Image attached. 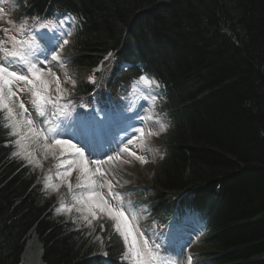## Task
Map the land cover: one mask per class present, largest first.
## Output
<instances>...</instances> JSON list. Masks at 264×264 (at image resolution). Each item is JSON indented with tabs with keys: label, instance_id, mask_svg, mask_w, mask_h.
I'll use <instances>...</instances> for the list:
<instances>
[{
	"label": "trees",
	"instance_id": "trees-1",
	"mask_svg": "<svg viewBox=\"0 0 264 264\" xmlns=\"http://www.w3.org/2000/svg\"><path fill=\"white\" fill-rule=\"evenodd\" d=\"M14 1L15 19L75 17L63 54L80 72L111 58L129 63L103 78L111 96L141 74L158 81L169 128L147 197L154 218L195 210L207 225L200 258L264 264V0ZM93 87L80 79L77 92ZM4 124L0 111V264H22L32 236L29 252L43 264H125L112 221L90 233L54 215L56 199L12 158Z\"/></svg>",
	"mask_w": 264,
	"mask_h": 264
},
{
	"label": "snow or ice",
	"instance_id": "snow-or-ice-1",
	"mask_svg": "<svg viewBox=\"0 0 264 264\" xmlns=\"http://www.w3.org/2000/svg\"><path fill=\"white\" fill-rule=\"evenodd\" d=\"M2 11L3 9H0V12ZM40 27L48 28L49 24L43 23L40 24ZM20 28L23 32L24 25H21ZM4 31L7 35L8 30L5 29ZM66 35L70 36L71 33ZM40 40L43 41L42 45L36 42L35 37L18 40L15 35H8L7 41H0V52L3 53V57L0 58V109L4 110L5 119L8 121L3 127L8 130L9 146L14 144L19 149L12 151V158L21 159L29 167L34 164L36 167H41L33 152L28 150L29 145L25 143L26 140L30 141L33 147L42 143L46 155L56 148H59L61 155L70 151L74 157H79V159L62 160L61 167L66 170L60 174V178L64 180L71 177L74 171L77 172L75 187L81 191L79 195L75 196V205L66 207L62 204L56 208V212H71L72 208L75 207L76 211L81 213L84 223L91 232L97 231L93 221L100 223L99 231L103 233L104 222L111 220L115 232L123 238L124 258L132 261V264H152L153 260H156L157 264H176L173 260H159L153 249L149 247L147 240L138 241L137 237L133 236L132 230L128 228V215L123 201L121 199L116 200L115 203L112 201V197L118 194L112 191L113 180L109 177L115 176L116 173L114 169L105 167V165L119 159V154L116 156L106 154L110 149L105 148V138L110 128L121 122L119 115L110 116L108 122L102 127L94 121L86 119V113L78 112L71 124H54L52 120H41V123L46 122L50 126L46 132L37 128V121L32 118V114L26 106L28 101L21 99L20 95L30 94L32 108L38 117L44 118L48 115V106L57 109L59 115L64 116L68 105H61L60 100L66 94H70L61 86V80L46 63L48 59L46 49L50 45L49 38L41 35ZM8 42L11 43V48L6 47ZM68 43L69 40L64 39L60 47L63 48ZM41 56L44 57L43 61L40 60ZM51 59L52 61H61V56L55 52ZM15 60L22 61L23 64L27 65L26 71L29 75L23 74L24 69L17 70L12 63ZM68 80L75 86V81L71 80L70 77ZM138 82L146 87L158 86V82L154 78L150 79L148 74H141ZM52 83L55 84L54 92L50 88ZM166 127L165 124H160L159 132L149 134L159 135L166 131ZM136 131L144 135L143 128H138ZM64 134H70L74 138L88 143L90 146L89 155L102 158L87 160L84 150L77 147L71 140L55 138ZM15 137L19 138L12 139ZM50 139L51 143L48 142ZM128 143L131 144L132 141L129 140ZM121 151L128 152L132 156L136 155L130 152L128 147H124ZM105 156L106 158H103ZM136 158L145 162L142 156H136ZM43 187L45 189L51 188L54 191L59 189V185L52 184L50 179L45 181ZM68 190L69 192L73 191L71 182H68ZM136 218V214L133 213L132 219ZM138 235L139 233H137ZM95 240L100 241L101 236L96 235ZM104 255L107 253L105 252ZM191 260L192 257H188L189 264H191Z\"/></svg>",
	"mask_w": 264,
	"mask_h": 264
},
{
	"label": "rangeland",
	"instance_id": "rangeland-1",
	"mask_svg": "<svg viewBox=\"0 0 264 264\" xmlns=\"http://www.w3.org/2000/svg\"><path fill=\"white\" fill-rule=\"evenodd\" d=\"M12 5L8 2V0H0V9H3L2 12H0V41H7V36L8 35H15L17 37L18 40L20 39H29L31 37H34L30 31H29V26L31 24H34L37 29L39 30V35L36 37L37 43L41 44V40H40V36L44 35L47 36L50 40V42H55L56 39V43H54L53 45H49L48 48L46 49V55L48 57L46 63L48 64L49 67H51L52 71L54 73H56L57 77L61 80L62 84L61 86L63 88H65L66 90H68V93L71 94L70 92V87H73V84L69 82L68 78L70 77L71 80L75 81V84L78 82L75 72H79L80 70L77 68H74L72 66H70V68L75 71H71L69 69V67L67 66H61L63 60L61 59V61H52L51 56L53 53L58 52L59 50V42H61V37L59 39L58 36H56L55 39H53L52 36V32L53 30H55V26L54 25H49L48 28H41L40 24L37 23H33V22H22L20 24H15V22L9 20V15L12 14ZM24 25L23 28V32H21V28L20 26ZM71 25V20L68 19L67 22H65L64 27L66 28V32L63 34L66 38V34L69 31V26ZM5 29L8 30L7 35L5 33ZM58 39V41H57ZM63 39V36H62ZM42 45V44H41ZM6 47L11 48V43L8 42L6 44ZM2 53V52H0ZM3 54V53H2ZM40 60H44V57L41 56ZM14 65H19L18 63H21L22 65V69H24V73L26 75H29V73L26 71L27 69V65L25 66V64H23L22 61L19 60H15L12 62ZM114 65L113 60H110L106 63L105 66V71L109 72L111 67ZM80 77L83 79L85 78L84 75L80 74ZM50 88L53 90L55 89V84L52 83L50 84ZM149 90H147L146 88H144L143 86H141V84L136 85L134 87V91L130 94V96L128 97V99L126 100V103H131V102H136V99L141 97V100L145 99L146 96H148L150 94V92H148ZM70 94H66L64 97H70ZM140 100V101H141ZM60 104L64 105L66 104L65 102H63V100H60ZM3 110V109H2ZM97 110H102L99 112V114L104 115L106 113V109H102L99 106H97ZM4 111V110H3ZM78 113V111L76 112ZM81 113H86V110L81 111ZM76 115V114H75ZM6 116V113H5ZM68 117H70V111L67 108V112L64 116H60L59 115V111L57 109H52L51 106H48V115L46 117L43 118L44 121L47 120H52L54 124H60V123H64L66 124ZM160 118V117H159ZM75 119V116L70 120L69 124H71L72 120ZM86 119L90 120L89 115L86 113ZM156 122L158 123V119L155 118ZM6 122H8L6 120ZM50 125L47 124L46 122L42 124V128L43 130H47V128ZM156 131L150 126L149 127V131L147 132L144 131V135H141V137L139 138V142H137L134 138V133L132 134H125V133H121L120 135V140H123V145L122 148L117 149L116 151H110L112 152L113 156H116L117 154H119V159L114 160L112 162H110L108 165H105V167H111V165L114 163L117 168L122 171V176L119 177L117 176V174L115 176H110L109 178L113 180V189L112 191L116 194H118L117 196L112 197V201L113 203H115L116 200L121 199L124 203L125 209L127 210V215H128V228L132 230L133 236L137 237V240H147L148 241V245L150 246V240L154 241V240H158L157 237H155V239H149V234L145 232V228L143 226V222L145 220V218L143 219V215L145 214V209L141 206H138L137 208L133 209L131 207H129V204L127 202V198L124 199L123 198V193L125 192H129V191H133L136 188H143V189H147L148 191L151 190V186H152V177H153V168L155 167V165L157 163H155L158 159L156 156V153L153 150V139L154 136L157 135H151L149 133H155ZM158 132V130H157ZM58 139H63V140H71V135L70 134H64L61 135L59 137H55ZM51 140V139H50ZM131 140L132 143L129 144L128 141ZM73 143V142H72ZM79 145V143H78ZM15 150H19L16 148V146L13 144ZM114 148V146H112ZM124 147H128L130 152L135 153V156L129 155L128 152H123L121 151V149H123ZM118 148V147H117ZM56 154V158L59 160V163L61 164L62 160H67V159H78V157H74L70 151H66L63 155H61L59 148L54 149ZM136 156H142L144 158L145 162H141L140 160H138L136 158ZM96 158V157H95ZM91 160V159H90ZM32 168V167H31ZM112 168V167H111ZM33 169V168H32ZM130 169H134L136 170V174L133 173ZM36 170V169H35ZM64 170H66L64 168ZM37 171V170H36ZM78 175L77 172H73L72 176L68 178V180L73 184V191L72 194L74 195V199L75 196L79 195L81 189H78L75 187L76 185V176ZM138 175V176H137ZM38 178L40 179L39 175ZM45 181H47L46 179H40V182L42 183V185H44ZM44 191L48 194V195H54L52 194L49 189H45L43 187ZM107 191V190H105ZM57 205L54 209V214L55 215H60V216H64L65 218H71L72 221L75 223L76 226L78 227H86L88 228V226L84 223L82 217H81V213H78L76 211V208L74 207V212L72 215L70 216H65L62 214H59L56 212V208H58L60 206V200L57 198ZM74 205L76 204V199L74 200ZM135 213L137 218L136 219H132V214ZM95 221H93L94 223ZM137 225L140 228V232H137ZM89 229V228H88ZM90 230V229H89ZM91 232V231H90ZM137 233H139V235L137 236ZM143 233V236H142ZM145 233V234H144ZM194 235H196L195 232H192ZM183 237V234H181L180 236L176 237V239H179ZM187 237L188 240L191 241L193 239V236H191V234L187 233ZM36 236H32L28 242H27V247H26V253L23 257L22 260V264H43L39 259L34 258L31 254L33 245H35L36 241H35ZM187 244V241L181 244V247L185 246ZM156 247V252H154L159 260H173L176 262V264H183V261L181 259V257H169L168 256H164L160 250H159V245L158 247L156 245H154ZM128 260V259H127ZM130 261V260H128ZM197 262V261H196ZM152 264H157L156 260H153Z\"/></svg>",
	"mask_w": 264,
	"mask_h": 264
},
{
	"label": "bare ground",
	"instance_id": "bare-ground-1",
	"mask_svg": "<svg viewBox=\"0 0 264 264\" xmlns=\"http://www.w3.org/2000/svg\"><path fill=\"white\" fill-rule=\"evenodd\" d=\"M0 58H2L1 55ZM20 98L28 101L26 106L29 108V112L32 114V118L37 121L36 124L37 128L42 130L41 128L42 123L40 122L42 118L38 117V115L35 113V110L32 108L30 94H21ZM18 138L19 137H15V139ZM48 142L51 143V141ZM25 143L29 145L28 150L33 152L36 159H38L40 162L41 167H36L35 164L32 165L34 169L38 171L39 176L42 177V179H46V180L50 179L52 184L59 185L58 191H54L51 188L48 189L52 193H55L57 195L58 199L61 201L60 206L62 204L66 207L74 205L75 202L74 195L68 190V182L70 181L68 180V178H65L64 180L60 178V174H62L65 170L64 167H61L59 160L56 158L55 150L53 149L52 151L48 152L46 155L42 143L37 144L34 147L31 145L30 141L26 140ZM111 167L112 169H114L116 174L121 173L114 163L111 165ZM73 212H74V207L72 208L71 212H61V214L70 216L73 214Z\"/></svg>",
	"mask_w": 264,
	"mask_h": 264
}]
</instances>
